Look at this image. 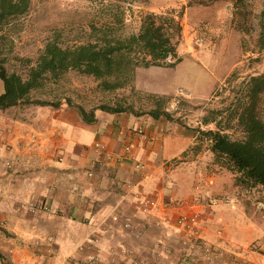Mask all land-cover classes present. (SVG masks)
<instances>
[{"label":"crops","instance_id":"obj_1","mask_svg":"<svg viewBox=\"0 0 264 264\" xmlns=\"http://www.w3.org/2000/svg\"><path fill=\"white\" fill-rule=\"evenodd\" d=\"M93 119L66 105L0 108L3 264H87L91 256L95 264H127L164 247L176 255L175 220L189 209L204 214L207 243L246 264L264 263L263 245L247 251L250 193L207 144L197 146L194 128L125 112L97 110ZM139 126L143 138L131 132ZM145 200L154 205L144 208Z\"/></svg>","mask_w":264,"mask_h":264},{"label":"rangeland","instance_id":"obj_2","mask_svg":"<svg viewBox=\"0 0 264 264\" xmlns=\"http://www.w3.org/2000/svg\"><path fill=\"white\" fill-rule=\"evenodd\" d=\"M195 1L198 0H149L148 5L124 4L125 23L131 31H137L139 16L145 11L183 10L182 37L177 50L181 61L171 69L156 68L146 73L149 81L172 90L169 95L159 96L141 90L139 81L146 79L140 76L144 70L139 67L135 71L139 74L138 81L133 72L131 80L123 81V86L117 89H107L102 81L91 76L69 72L57 86L47 87L44 97L87 111L109 106L144 115L156 107L152 97L157 96L163 99L162 108L173 120L200 130V127L215 128L216 123L204 126L202 122L214 117L219 123L217 127L230 138L239 139L241 128L234 117L242 101L244 80L264 73V46L259 39L264 0L239 3L236 0H207L204 4ZM93 9L92 0H31L25 14L0 27V57L6 59V68L21 71L25 67L24 61L30 60V65L33 64L45 41L54 35H61L70 43L84 39ZM233 73L237 79L231 81L232 84L227 83ZM179 89L183 90L184 96L178 95ZM193 95L205 100L198 102L192 99ZM259 111L264 120V95ZM197 145L200 147L198 139ZM252 195L249 245L260 253L259 246H264V210L258 209L257 203L264 204V193L257 188Z\"/></svg>","mask_w":264,"mask_h":264},{"label":"trees","instance_id":"obj_3","mask_svg":"<svg viewBox=\"0 0 264 264\" xmlns=\"http://www.w3.org/2000/svg\"><path fill=\"white\" fill-rule=\"evenodd\" d=\"M30 1L0 0V27L25 14ZM114 1L116 3L110 0H92L93 14L88 23V33H84V39L70 43L62 39L61 35H54L45 41L43 50L33 64L30 65V60L24 61L25 67L21 71H9L6 68V59L0 57V81L3 85L0 108L31 105L59 107L61 104L58 100L44 97V91L47 92V87L57 86L58 81L69 72L91 76L102 81V85L107 89H117L123 86V81L131 80L133 72L138 81L139 74H135V71L141 67L144 71L140 76L146 81H139L142 87L140 89L159 96L169 95L172 90L161 94L163 86L155 81H149L146 73L156 68L171 69L181 61L177 50L182 37L183 10L168 8L157 12L145 11L139 16L137 31H131L125 23L124 4L148 5L149 0ZM206 2L207 0L195 1L196 4ZM260 16L263 18V11ZM260 24L262 30L259 39L264 46L263 19L260 20ZM235 79L237 76L233 73L227 83L234 82ZM244 81L246 82L242 101L239 102L234 117L237 126L241 128V137L230 138L217 127L219 123L214 117L205 118L202 122L204 126L216 123L217 128L200 127V130L195 131L197 130L196 141L198 139L200 144H207L214 161L234 175L252 197L253 191L257 188L264 193V120L259 111L261 96L264 95V73L251 76ZM152 98L156 107L147 115L173 120L172 115L162 108L163 99L157 96ZM67 106L76 108L87 122L94 120V112L97 110L128 113L122 107L102 106L87 111L80 106Z\"/></svg>","mask_w":264,"mask_h":264},{"label":"built area","instance_id":"obj_4","mask_svg":"<svg viewBox=\"0 0 264 264\" xmlns=\"http://www.w3.org/2000/svg\"><path fill=\"white\" fill-rule=\"evenodd\" d=\"M178 95L184 96V92L179 89ZM138 138L144 137V128L139 126L131 131ZM131 146L124 147L125 157L131 158ZM121 158H116V162H120ZM10 168L11 164L6 163ZM139 167V164H136ZM91 177V173L88 174ZM144 208H149L154 205L153 201H142ZM257 208L264 210L263 203H257ZM145 210V209H144ZM204 214L196 210H186L179 213L175 220V235L174 239L181 246V251L176 255L171 254L169 248H162L159 252H153L152 260H142L140 258H130L127 264H246L243 259L236 253H233L224 248L214 246L207 243L203 238L204 231ZM114 221L118 220L117 216L113 217ZM124 227H130V220L126 219ZM222 231L218 230L221 235ZM248 252H254V247L249 246ZM98 262L97 256H91L87 264H95ZM122 263V261H121ZM0 264H3L0 260ZM124 264V262L122 263ZM264 264V263H262Z\"/></svg>","mask_w":264,"mask_h":264}]
</instances>
